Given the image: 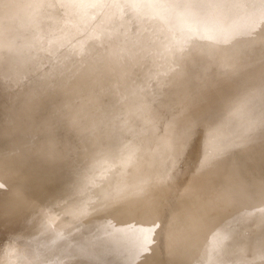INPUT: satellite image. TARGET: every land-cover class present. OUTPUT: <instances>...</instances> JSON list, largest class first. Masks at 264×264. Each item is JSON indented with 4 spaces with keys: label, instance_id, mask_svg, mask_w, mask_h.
<instances>
[{
    "label": "bare ground",
    "instance_id": "obj_1",
    "mask_svg": "<svg viewBox=\"0 0 264 264\" xmlns=\"http://www.w3.org/2000/svg\"><path fill=\"white\" fill-rule=\"evenodd\" d=\"M63 1L65 2L67 0H62V2ZM71 1L72 0H70V3ZM100 1L101 0H94V3L99 4ZM169 1L170 0H144V3H140L139 5L141 8H137V6L130 7L128 3L126 4L124 2L121 6L118 5L117 8H114L116 9L115 18L118 20V23L129 17L132 19L136 17L144 18L151 14V12L156 14V7L163 6ZM171 1H175L176 4L175 7L171 8L169 12L170 15H168L169 17H187L188 13L195 15L193 20H190L188 24L185 23L186 25H183L182 36H175L168 23L163 24L158 22L156 18L154 21L145 23V27L142 28L143 30L140 29V31H143L147 37L149 36L152 37V39H155V42L157 43H160V41H165V43L168 42L169 44L167 53L170 57H175L178 54L177 50L187 46L186 49L181 53L185 54L186 52H191L192 56L194 57V61H198V63L204 66L203 63L205 61L215 58L213 53L216 49V45H214L215 49L213 52H211V48L213 47L206 44L203 47V43L202 45L199 44L201 40L208 39V36H205V31H200L201 37L197 38L198 35L196 34V28L200 29L203 27L204 22L201 17L204 10L198 12L195 11L196 7H201L196 2V0H185L186 4H184L183 7L182 0ZM213 1L222 2V0ZM53 2V0H12L11 5L13 8L19 4H24L25 6L30 7L32 10H26L25 14H20V16H17L18 18H15L12 16L10 11V5L9 11L3 13L1 17V20H4L5 24L8 25V29L11 28V24L13 25V23H17V25L20 24V26L25 23L36 25L37 34H35V36H28L29 33H24L23 35H20L17 40L12 41L11 43L9 41L8 34H6L7 36H4V48L2 51H0V69H4V71L14 74L13 76H17L18 80L16 86L13 85L11 88L9 87L8 89H3V91L6 90L5 92L2 93L0 89V225H2V223L7 224L6 230H4V233L7 235V237H11L13 234L17 233L23 235L27 239L26 241L24 240L23 246L15 247L13 249L15 250L14 254L4 252L6 253L4 255L3 252H0V255L1 257L2 255L6 256H3L4 259L2 257L3 261L6 260L4 262L5 264H75L77 261L73 259L71 255L74 257L76 255H81L85 258V260L86 258L87 260L91 259V261L93 259L94 262H92L94 264H98L99 262H104V264H163L159 259L161 256L160 251L158 252V250H155L153 247V240L147 242L141 241L143 243L139 242L137 239V241H135V238L130 236L131 234L128 233V231H122V226L119 227L114 223L117 221L116 219L120 218V211H117L118 208L116 210L114 209L113 213V209L111 210L108 205L104 203H100L98 206V203L96 204V202H94V208L88 203L81 206L82 204L78 196L79 194H82L81 192L85 188L84 185L86 181H82L81 174H72L69 177L64 175L65 173H71V170L76 169V167L73 168L76 161L73 162V160H70L56 163L55 155H60L59 152L54 150H43L41 152L38 151L33 153L27 148L29 143L21 142L20 140L13 138L14 135L11 128L14 126V123H12V126H10V124H8L7 118H10L11 115L13 116L15 111L18 109L7 108L6 101L8 99L15 101V98L18 97L19 92L28 88L32 90H29V92L32 93L31 97H33L34 84H30V82L33 80L32 73L25 75L26 72H24L19 67L15 69V66L12 64L25 63L27 67V65L29 66V63H32V59L35 57L44 59L47 56L49 66L47 67L48 63L45 64L43 61L45 65L43 67L44 70L38 72L43 75V77L47 72H51L50 74H55V72H57L55 75H57L58 79L56 80L57 83H55V87L58 89L62 88L67 82L66 77H61L62 75L58 74L57 71L60 69L61 64H67L65 58L70 61L68 65H81L84 62V64L88 67L92 65V68H96L95 63H93L96 60V57H93L94 61L92 60V62L89 61L88 57H82L81 55L63 58L65 53H67V45L66 42L63 41H65L67 34L70 33L71 24L74 23L78 28H81V26L85 25L86 22H91L93 20V16L87 15L79 17L80 20H75L73 18L71 23L67 22L65 21V17L61 14L68 9L71 14L70 6L68 9L63 7V9L57 10V8H53ZM262 2L260 1V3ZM147 3L150 4L151 8L147 10L142 9ZM128 6L132 9H128ZM258 6H260V4ZM250 7L248 6V8ZM1 9L2 8L0 6V11ZM137 10L139 12H137ZM227 16L228 15L226 14L225 17ZM157 18L159 20V17ZM109 23L106 25V27L104 26V28H101L94 21V29L91 30V33H89V37L94 39V46L96 43L109 42L117 31H122L119 25L116 27L117 25L114 24L112 27L111 22ZM156 24L158 28H154ZM219 24L222 26V29L225 32L230 29L228 23L222 24L219 22ZM114 27H116V29L113 30ZM49 33L53 37L51 44H48L49 46L46 47L41 53L39 52L35 54L34 49L30 52H27L25 49H18L15 51L12 49V51L10 48L12 46H7L9 45L8 43H10L15 47H24L25 44L23 42H25L27 45H35L39 43L41 38L43 39L47 37L46 35ZM125 33L126 31L123 32V34ZM252 34H254V31L249 33L248 36H252ZM100 38H102L101 42L99 40ZM123 38L125 39V37ZM192 39H196V41H193ZM208 44L211 45L210 41ZM221 46L223 45L221 44ZM102 49L104 50V48ZM106 51L107 52L104 53H108V55L112 57L109 58L105 55L110 64L115 65L120 63L121 65H125L127 68L134 63L132 60H130V58L118 53L116 49H108ZM236 56L233 58H236ZM152 58L156 63V59H154L153 56H150V59ZM176 59L178 60L177 65H175V67L169 71H163L162 68L158 66L159 64H157L162 72L156 68V66L150 65L152 63L148 64L144 60H140L139 66L141 71L138 72L139 74L137 73L138 75L136 77L138 78L135 80L131 79L132 81L129 80V77H131V74H128L130 70L123 71L118 74V78H120L122 84H125V86L123 84V89L125 90V98L123 102L125 103H122L121 105L129 109L128 116L131 114V116H129V125H133L129 127L132 128V131H130L128 134H123L120 129H118L116 132L112 130L107 131L104 129V134L102 131L100 139L96 137L94 138L93 136H95V133H90L91 131H88L89 133L85 134V137L90 139V149L88 150L90 152H88V155L83 160L79 161V163H82V166L86 164V168L88 170H91V167H94V178L97 177L100 187L104 188L109 185L110 179L115 175V173L112 172V170H109V168L116 167L115 164L118 162H112V156H115L113 153L118 152V150H113L114 144H116V139L122 138L125 140V142L132 140V142L128 141L127 144H132V147H136L139 144L138 136L144 134L142 133L143 131L147 129H153L155 131L160 130L161 144L157 150L161 152L160 150L163 151V149L166 147H168V150L164 154L157 153L156 160L158 158V160L164 163V165L166 162L169 166L174 162L176 156L175 154L178 156V153L186 149H193V155H190L188 158L196 162L198 161L197 170L193 171V167H184L185 173L181 179V187L183 188L184 186V193L178 194L176 205L173 207L171 204H169V207L164 211L161 209L163 218H166L167 220L165 229L160 230L162 231L161 235L163 246L167 247L168 254H170V251L177 250L181 247H183L182 251L185 252V254H170V259L164 264H264V194H258L255 192L254 196H251V199H258L257 202H259L257 206L254 207L245 206V204H243L244 200L242 201L239 199L241 198L240 196L235 197V199L232 201H230L231 199L227 198L229 200L228 202L227 199L216 197V194H214L215 192L210 189V185L213 182H221V179L223 181V178H227L235 171V169L232 167V164L235 162H240V160L243 159L242 153L246 152V149L244 148L246 146L244 143L252 136L250 133L252 127L260 121V123L264 122V110L258 113L256 118L251 122H245V120L242 119L244 114H239L238 117H234L235 114H233L232 108L237 105L238 100L241 101L239 98H242L244 93L241 90H234L236 92L233 93V91V94L228 96V90L225 88L223 91V85L226 84V79L237 81V79L234 78L231 73L221 76L223 70L227 69L228 67L225 68L226 66L222 64V66H220L213 75L203 78V82L201 85H199L200 87L202 86L203 90H200L197 84L199 79L187 77L186 79L181 80L179 78V74L176 76L172 73L175 70H178L179 72L183 71L185 67L184 64H186L182 61V59ZM135 60L138 61L137 59ZM58 61L60 63H58ZM195 63L194 66H196ZM96 64L101 65L99 61ZM110 64L106 63L105 65L109 66ZM141 66L145 69H143ZM27 69L28 68H26V70ZM151 74L152 76L158 74L161 76L160 79L163 77L166 79V89L162 91L158 88L160 92L162 91L165 93V96H181L179 104L175 109H172L169 103L166 105L164 104L160 110L156 109L157 111L154 110V107H152V109L150 108L152 105H150V107L146 105L145 107V105L141 104L143 101L146 103L144 100L146 97L143 98L141 93L135 88L132 89V87L134 83V85L144 84V80H142L144 77L145 83H150L148 79L151 77ZM241 74L242 73H239L238 76H241ZM134 75H136V73H134ZM83 77L86 78L85 76H82V78ZM121 78H126V80ZM131 78L134 79V76ZM137 80H139L140 84H137ZM13 81L15 82V80ZM84 81L86 80H83V82ZM162 81L163 80H160L159 83ZM143 86L144 85H140V87ZM212 86H218L219 89H215ZM232 86L238 87L239 84L235 82V84ZM240 86L242 88L245 85H242L241 83ZM84 87L86 89L88 86L84 84ZM90 87L92 86L90 85ZM92 89L93 87L90 88L91 91H93ZM254 95L256 94H250L251 97ZM146 96L147 98L150 97V93L146 94ZM211 97H213L212 101ZM196 99H198L197 103L195 102ZM199 99L200 101L202 100V102L198 103ZM28 100L30 101V97H26L21 102L26 103ZM74 100L72 99L71 104H73ZM59 101H61V99ZM74 103L76 104L77 101ZM224 103H229V110H225V114L222 113V109H226L223 107L224 105H222ZM59 104L60 102H57L56 106ZM210 104L212 106L209 107ZM66 107L70 108L67 105ZM219 107L220 110H216ZM208 109L211 110L210 112L213 110V115L205 119L203 130L200 133L197 131V134L193 140L188 142V138H190V134L192 132L191 130L193 128V125H191V120L196 114L200 113L201 111L206 112ZM36 114V111L28 112L27 119L29 123L36 124L35 121H39V119H46L44 117H40L34 118V120L33 117L36 116ZM106 120L107 123L119 121L116 109L110 111L109 117H107ZM32 124L30 126L25 125L26 128H23V133L21 134L23 137L28 138L30 136L33 129ZM53 126L55 125L53 124ZM142 127L147 129L142 130ZM262 129L264 130V125L262 126ZM262 136L264 138V131ZM234 138H237L238 141L232 143V139ZM133 140H135L136 143L133 142ZM108 141L109 147H104ZM208 142H210V145H207ZM219 144L223 145L220 150H216V147ZM250 148L251 150L253 148L252 152H258L264 148V143ZM97 150L98 154L97 157H95L94 153ZM128 157H126L127 160ZM118 163H121V161ZM121 165L122 166L120 167V170L117 171V180L120 183H117L113 188L116 192L126 191L129 188H133V183L129 182V177L132 174L131 171H133V177L135 179L141 177V174L139 175L140 166H135V168L133 166L130 171V168L128 169L125 167L123 163H121ZM241 165H243V162ZM228 168L229 173L224 174ZM257 169H260V167ZM128 170L130 171V174ZM206 174L207 176L203 178ZM199 177L201 178L198 180ZM34 180L40 181L39 184L34 186L31 185L30 181ZM230 181L231 180H229V182ZM19 185H23L22 188L19 190L15 189V187ZM26 185L27 187H25ZM239 185L236 184L234 188H237ZM256 187H258V184ZM113 189L107 188L103 190L105 191L106 195H110V193H114L112 192ZM224 190H226V188ZM155 192L154 194H151L154 195V197H157L159 193ZM262 192H264V186L262 188ZM21 195L24 198L22 202L25 201L26 205L23 207L24 211L21 209L22 211L19 213L16 212V205L14 206L13 202L16 203L17 201L15 200ZM225 196L224 198H226ZM55 197L62 198L65 209H63L61 214L59 213L58 205L54 201L56 199ZM207 197L213 198L214 200L208 201ZM67 198L72 200V205H69L68 200H65ZM133 199L134 198H132V200ZM249 199L250 198H247L245 201ZM113 207L115 208V206ZM127 210H129V208ZM157 210V205L151 208L149 217L150 222H152V218L158 217V214L156 213ZM123 211H125V209ZM105 215H108L109 217L113 216L111 222L112 225L109 227L102 220ZM93 216L94 221L92 219ZM97 219L99 221H97ZM121 220L125 219L122 218L119 220V223L122 225ZM43 221L45 222L43 223ZM154 221H157V219L154 218ZM201 222H205V225L204 227L202 226L203 231H201L200 234H197L196 230L201 227ZM23 228H26V230L24 229L27 231L26 234L23 233L24 230H22L23 232L21 233L19 232V230ZM248 229L250 230L249 233L246 232ZM217 230L218 232H213ZM23 236H21V239ZM116 236L118 238L121 236L123 241H119L112 245L110 242H113V240L116 241ZM143 236H145V234ZM205 244L208 246L206 252L198 254L204 250L203 247ZM189 248H191L192 251H190ZM83 260L84 259H82V261Z\"/></svg>",
    "mask_w": 264,
    "mask_h": 264
},
{
    "label": "rangeland",
    "instance_id": "obj_2",
    "mask_svg": "<svg viewBox=\"0 0 264 264\" xmlns=\"http://www.w3.org/2000/svg\"><path fill=\"white\" fill-rule=\"evenodd\" d=\"M53 1L54 2L52 3V6L53 8H57V10L63 9V7L68 9L70 6L71 14L69 12V9L61 14L65 17V21L67 22L71 23L73 21V18L75 20L77 19L80 20L79 17H83L87 15L93 16V20L91 22H86V23L84 22L85 25H82L81 28H78L77 25L74 23L71 24L70 33L67 34L65 41H63L66 42L67 45V53H65L63 58L68 56L81 55L82 57L83 56L88 57L89 61L92 62V60L94 61L93 57H96L97 61L95 60L93 62L95 63L96 68H92L93 66L90 65L89 63L91 67L90 68L87 65H85L84 62L81 65L79 64L68 65L70 61L65 58L67 64L66 65L61 64L60 69H58L57 71L58 74L62 75L61 77H66L67 82L62 88L58 89L55 87V83H57L56 80L58 79L57 75H55L57 74V72H55V74L53 73L50 74L51 72H47L44 75V77L39 73L41 72V70H44L43 67L45 65L43 61L45 62V64L48 63L47 67L49 66L47 56L44 59H40V57H35L34 59H32V63L31 64L29 63V66L27 65V67L25 63L12 64L13 66H15V69L19 67L24 72H26L25 75L32 73L33 80L30 82V84L31 85L34 84L33 97H31L32 93L29 92V90L31 89L28 88L19 92V95L17 98H15V101L11 99H8L6 101L7 108L18 109L17 111H15V114H13V116L11 115L10 118H7L8 124H10V126H12L11 124L14 123V126H12L11 128L13 130V135H14L13 138L18 139L21 142L29 143L27 148L30 149V151H32L33 153H36L38 151L41 152L43 150L44 151L54 150L59 152L60 155L58 156L55 155L56 163H60L62 161H70V160H73V162L76 161L75 165L73 166V168L76 167V169H73L71 170V173H65L64 175L66 177H69L72 174L74 175L81 174L82 181L84 182L86 181L84 185L85 188L81 192L82 194H79L78 196L82 204L81 206L88 203L90 206L94 208V202H96V204L98 203L97 204L98 206L100 203H104L107 204L111 210L113 209L112 211L113 213H114V209L116 210L118 208L117 211L118 212L120 211L119 212L120 218H118L117 216L118 219L116 220L118 222L114 220L115 221L114 223L117 224L119 227L122 226L121 227L122 231L124 232L128 231V233L131 234L130 236L135 238V241L138 240L139 242L141 241L147 242L153 240V244H154L153 247L155 250L157 249L158 252L160 251L161 256L159 257V259L164 264L165 262H168V260L170 259V254H176V255L185 254V252L182 251L183 247L178 248L177 250H172L170 251V254H168L167 247L163 246L162 235H161L162 231L160 230L165 229L167 220L166 218H163L161 209H163L164 211L166 208L169 207L168 206L169 204H171L174 207L177 202L178 194L184 193V186L182 185L183 188L181 187V179L185 173L184 167L185 166H187L188 168L193 167V171L197 170L198 161L196 162L188 158L190 155H193L192 154L193 149L192 150L186 149L178 153V156L177 154H175L177 157L175 156L174 162L168 166V163L165 162L164 165V163L158 160V158L156 160L157 153L164 154L168 150V147L163 149V151L160 150L161 152L157 150L159 145L161 144L160 130L155 131L153 129L150 130L142 127V130L144 129L147 130L142 132L144 134L138 136L139 144L136 147H132L131 146L132 144L131 145L127 144V142L130 140L125 142V140L122 138L116 139V144H114L113 150H118V152L113 153V155L115 156H112V162L115 163L116 161L118 162L121 161V163H123L125 167H127L128 169L130 168L129 169L130 171L133 166L134 168L135 166H140L139 175L141 174L140 178L135 179L133 177V171H131L132 174L129 177L130 180L129 182L133 183L132 186L133 188L132 189L129 188L126 191L116 192L113 188L117 183H120L117 180V175H118L117 171L120 170V167L122 166L121 163L116 162L115 164L116 167L109 168V170H112V172H114L115 175L110 179L109 185L104 188L100 187V183L97 177L94 178L95 176L94 167H91V170H88L86 168V164L82 166V163H79V161L83 160L88 155V152H90L88 151L90 149L89 148L90 139L85 137V134L89 133L88 131H91L90 133H95L94 134L95 136H93L94 138L96 137L100 139L102 131L104 134V129L107 131L112 130L115 132L118 129H120L123 132V134L124 133L128 134L130 131H132V128L129 127V126H133V125H129L130 124L129 116H131V114L128 116L129 109L121 105L122 103H125L123 102L125 98L124 96L125 90L123 89L124 83L122 84L120 78H118V74H120L123 71L130 70L128 74L129 75L131 74V77L134 76V79L129 77L130 78L129 80L130 81L135 80L136 78H138L136 77L139 74L138 72L141 71L139 66L140 60L141 61L144 60L148 64L152 63L150 65L156 66V68L158 69L160 67L162 68L163 71H169L170 69L172 70L175 67V65H177L178 60L176 58H180L182 59L183 62L186 63L184 64L185 66L184 70L181 72L175 70L176 72L174 71L172 73L175 74L176 76L179 74V78L181 80H184L187 77L190 78L193 77L199 79L197 81L198 86L201 85V83L203 82V78L213 75L215 71H217L219 67L222 66V64L225 65L226 66L225 68L227 67L228 68L223 70L221 76L224 74L231 73V75L234 78H236L237 81L226 79L225 80L226 84L223 85V91L226 88V90H228L227 92L229 94L228 96L235 93L236 91L234 90L237 91L241 90L244 93L242 98H239L241 101L238 100L237 105L234 108H232L233 114H235L234 117H238L239 114L241 115L244 114L243 115L244 117L242 119L245 120V122H249V121L251 122L252 120H254L258 115V113L264 110V9H263L264 0H251V1L222 0V2L213 1V0H196V2L201 7H196L195 11L198 12L204 10L203 15L201 17L204 24L203 27H201L200 29L196 28L197 31L196 34L198 35L197 38L201 37L200 31H205V36H208L207 40L204 39L201 40L200 42L199 41L197 42H199L200 45H202L203 43L202 45L203 47L205 46V44L213 47L211 48V52H213V50L216 47L213 53L215 56V58H213L214 60L210 59L205 61L203 63L204 66L198 63V61H194L193 59L194 57L192 56L191 52H189L190 54L187 52L185 54L181 53L183 50L186 49L187 46L185 48L180 47L181 49L177 50L178 56L176 55L175 57L174 56L170 57L167 53L168 44H169L168 42L165 43V41H160V43H157L155 42L156 41L155 39H152V37L149 36L147 37V35H145L143 31H140V29L145 27V23L149 21L150 22L154 21L156 18L158 22H161L163 24L168 23L171 27V31L175 34V36L178 37L182 36L183 25L185 23L188 24L190 20H193L195 15L194 14L191 15V13H188L187 17H176V18L169 17L168 15H170L169 12L171 8L175 7L176 4L175 1L170 0L169 2L165 3V5L156 7L157 8L156 14L151 12V14L147 15L144 18L136 17L132 19L129 17L122 22L120 21L119 23L118 20L115 18L116 9L114 8H117L118 5L121 6L122 3L124 2L126 4L128 3L130 7L137 6V8H141L139 7V5L140 3L143 4L144 0H101L99 4L94 3V0H72L71 3L70 0H67L65 2L64 1L62 2V0H53ZM260 1L261 2L263 1L262 2L263 4L260 3ZM11 4H12V0L11 1L0 0V6L2 8L0 11V51H2V49L4 48V42H5L4 36H7L6 34H8L10 43L14 40H17L19 36L23 35L24 33H29L28 36H35V34H37L36 25H30L25 23L22 24L21 26L20 24L17 25V23H13L14 27L11 24L12 29L11 28L8 29L7 27L8 25L5 24L4 20H1V17L3 13L9 11V7ZM184 4H186V1L182 0V7ZM259 4L260 6H258ZM248 6L249 7L252 6V7L248 8ZM130 7L128 6V9H132ZM149 8H151V6L150 4L147 3L146 6L142 9L147 10ZM26 10H32V9L30 7L25 6L24 4H19L14 8L12 5L10 7L12 16L15 18H18L17 16H20V14H25ZM137 12L139 11L137 10ZM226 14L228 15L227 17H225ZM157 17H159L160 21L158 20ZM94 21L101 28H104V26L106 27V25L109 22H111L112 27L114 24L117 25V26L115 25L116 27H118L119 25L121 27L120 29H122L123 32L126 31V33L123 34L122 31L116 30L117 31L116 34L112 37V39H110L109 42L108 41L106 43L101 42L102 38H100L99 40L101 43H96V45L94 46V39L89 37L90 36L89 33H91V30L94 29ZM219 22H221L222 24L228 23L230 29L227 32H225L222 29V26L219 24ZM116 27H114L113 30L116 29ZM155 27L158 28L157 24L156 26H154V28ZM252 31H254V34H252V36H248L249 33H252ZM46 36L47 37L43 39L41 38L39 43L35 45L34 44L27 45L25 42H23L25 44L24 47H17V46L15 47L10 43H8L9 45L7 46H12L10 48L11 50L13 49L14 51L18 49H25L27 52H30L31 50L34 49L35 54L39 52L41 53L42 51H44L46 47H48L51 44V41L53 39L50 33ZM123 37H125V39ZM192 40L196 41V39H192ZM207 41L208 43L210 41L211 45L208 44ZM221 44L224 47L221 46ZM214 45L216 46L214 47ZM102 48H104V50ZM108 49L110 50L116 49V51L121 55L130 58V60L134 62L133 63L134 65L131 64L130 65L131 67L128 66L126 68L125 65H121L120 63H117L115 65L110 64L109 60L106 59L105 55L108 56L109 58L111 56L108 55V53H104L107 52L106 50ZM222 49H223V53H222ZM231 51L233 54L231 53ZM150 56H153L154 59H156V63L155 60H153V58L150 59ZM235 56L236 58H233ZM135 59H137L138 61H136ZM201 60L200 62L202 63ZM98 61L100 62L101 65L96 64ZM193 62L194 63L196 62L195 63L196 66H194ZM58 63L60 62L58 61ZM106 63H109L110 65L107 66L105 65ZM157 64H159L158 65L159 67L157 66ZM26 68L28 69L26 70ZM142 68L145 69L144 67ZM159 70L161 71V69ZM134 73H136V75H134ZM239 73H242L241 76H238ZM13 75L14 74L8 71H4V69L2 70L0 69V89L2 93L6 91V90L3 91V89H8L9 87L11 88V86L13 85L15 86L17 85L18 83L17 76L14 77ZM82 76H85L86 78L83 77L84 78L83 79ZM160 78L161 76H159L158 74L153 76L151 74V77L148 79L150 83L148 84L145 83V77H144V79H142L144 80V84H140L139 80L136 81L137 84L144 85L143 87H140V85H134L135 83L133 84V87L132 85L131 87L132 89L135 88L137 91H139L143 98L144 97L147 98L146 94L150 93L151 98L150 97H148L147 99L144 98L146 103H144V101L143 103H141L142 105H145V107L146 105L148 107L152 105L150 107L151 109L152 107H154L155 108L154 110L156 109L160 110L161 107L164 106V104L166 105L169 103L170 107L172 109H175L176 106L179 104V100L181 96H171V97L165 96V93H163L162 91L165 90L167 87L166 79L164 77L162 79ZM121 79L126 80V78H121ZM13 80H15V82ZM83 80L86 81L83 82ZM160 80L163 81L159 83ZM75 81H77L78 83ZM235 82L239 84L238 86L239 89L238 87L235 86L234 89V87L232 86L233 84H235ZM227 83L228 84L230 83L229 84L230 86ZM241 83L242 85H245L242 88L240 86ZM84 84L88 86L86 87V89L84 87ZM89 84L93 87L92 89L93 91L90 90V88L92 87H90ZM212 87H214L215 89H219L218 86H212ZM158 88L161 89L162 91L160 92ZM199 89L203 90L202 86L201 87L199 86ZM251 93L252 95L253 94L256 95L251 97L250 96ZM26 97H30V101L28 100V102L22 103L21 101H23ZM60 99L61 101H59ZM72 99L73 100L75 99L73 101V104H71ZM212 100L213 97H211V101ZM75 101H77L76 104L74 103ZM197 101L198 99L195 100L196 103ZM57 102H60L58 106H56ZM200 102H202V100L200 101L199 99L198 103ZM211 104L209 105V107L212 106ZM66 105L69 106L70 108L66 107ZM222 105H224L223 107L226 108V109H222V113L225 114V110H229L228 107L229 103H224ZM71 107L73 108V110ZM65 108H68L69 111L68 109ZM114 109H116L119 121L107 123L106 119L107 117H109L110 111ZM208 110H206V112L201 111L200 113L196 114L191 120V125H193V128L191 130L192 132L190 134V138H188V142L189 141L191 142L193 140V138L197 134V131H199L200 133L203 130L205 119L213 115L212 114L213 110L212 112H210L211 110L209 111ZM216 110L219 111L220 107L217 108ZM35 111L37 112V114L36 116L33 117V119L40 117H44L46 119L44 120L39 119V121H35L36 124L29 123L27 119V114L28 112H35ZM260 122L256 123L252 127L250 131L252 136L248 138V140L244 143L246 146L244 147L246 149V152L242 153L243 159L240 160V162H235L232 164V167L235 169L232 175H229L227 178L226 177L223 178V181L221 179V182H217V183L213 182L210 185L211 186L210 189H212L215 192L213 193L216 194L215 195L216 197L223 199L228 198L231 199L230 201H232L235 199V197L240 196L241 198L239 199L242 201L244 200L243 204H245V206L255 207L259 203L257 202L258 199L255 198L251 199V196H254L255 192L258 194L259 193L264 194V192H262V188L264 186V182H263L264 181V171H263L264 148H262L258 152L256 151L252 152L253 148L251 150L250 147L264 143V138L262 136V133L264 131L262 129V126L264 125V122L262 123ZM31 124L33 128L32 129L33 134L31 131V134L28 138L23 137L21 135L23 133L22 132L23 128H26L25 125L30 126ZM53 124L55 126H53ZM237 141H238L237 138L232 139V143ZM130 142H132V140ZM133 142H135V140H133ZM207 145H210V142H208ZM222 145L223 144H219L216 147V150H220ZM104 147H109V141L106 145H104ZM97 154H98V150L94 153V156L97 157ZM127 154L129 157L127 156ZM126 157H128V160ZM241 161L243 162V165H241L242 163ZM258 167H260V169L261 168L263 169L261 170L257 169ZM228 173H229V168L224 172V174H228ZM206 176L207 174L203 178H205ZM200 178L201 177H199L198 180ZM257 179L260 181H258ZM229 180L231 181L229 182ZM39 182L40 181L34 180V181H30V184L34 186V185H38ZM256 183L258 184V187H256L257 186ZM236 184L238 185L240 184V185L237 188L236 187L234 188ZM22 186L23 185L16 186L15 189L19 190L22 188ZM25 187H27V185ZM107 188L113 189L112 192L114 193H110V195H106L104 190ZM225 188L227 191L224 190ZM155 191L159 193L157 197H154V195L151 194V193L154 194ZM224 196L226 198H224ZM55 198L56 199L54 201L58 205L59 213L61 214L63 209H65L62 202V198L59 197L58 198L55 197ZM132 198L134 199L132 200ZM207 198L208 201L214 200L213 198L210 197ZM247 198L250 199L245 201V199ZM23 199L24 198L21 195L15 200L17 201L16 203L13 202L14 206L16 205L15 206L16 212L20 213L24 209L23 207L26 204L25 201L22 202ZM65 200H68L69 205H72L71 199L67 198ZM152 205L153 206L157 205L158 210L156 211V213L158 214V217L157 218L154 217L155 219H157V221H154V218H152L153 220L152 222H150L149 217H150V210L153 207ZM113 206H115V208ZM128 208L129 210H127ZM124 209L125 211H123ZM112 217L105 215L104 218H102L103 222L108 227L112 225L111 224ZM122 218L125 220H121L122 222L121 225L119 223L120 222L119 220ZM92 219L94 221V216ZM97 221L99 220L97 219ZM44 222L45 221H43V223ZM204 225L205 222H201V227H199V229L196 230L197 234H200V232L203 231L202 226L204 227ZM6 226L7 224L4 223L0 225V249H1L0 252L3 253L9 252V254H14L15 250L13 249L15 247L23 246L24 240L26 241L27 239L23 235L17 233L13 234L11 237H7V235L4 233V230H6ZM24 229L26 230V228H23L20 229L21 231L19 230V232L20 233L23 232L22 230ZM25 230L23 233L26 234L27 231ZM213 232L214 233L218 232V230ZM246 232L249 233L250 230L248 229ZM144 234L145 236H143ZM21 236H23L22 239ZM115 239L116 241L113 240V242H110L112 243V245L119 241H123L121 236L120 238L116 236ZM207 247L208 246L205 244L203 247L204 250H202L203 252L201 251L198 254H202L206 252ZM189 249L190 251H192L191 248ZM5 254L6 253H4V255ZM4 255H2V257ZM80 256L81 255H76L74 257L71 255V257L77 261L75 264H80V263L94 264L93 259H92L93 262L91 261V259H88L89 260L88 262L87 258L85 260L83 256L81 257ZM2 257L0 259V264H3L6 261V260L3 261L4 257L6 256H4L3 259ZM82 259L84 260L82 261ZM100 264H104V262L103 263L101 262Z\"/></svg>",
    "mask_w": 264,
    "mask_h": 264
}]
</instances>
